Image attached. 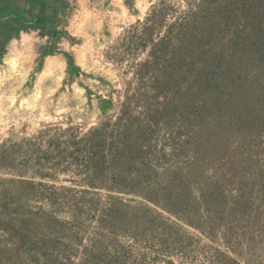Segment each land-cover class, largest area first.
Segmentation results:
<instances>
[{
    "label": "rangeland",
    "instance_id": "1",
    "mask_svg": "<svg viewBox=\"0 0 264 264\" xmlns=\"http://www.w3.org/2000/svg\"><path fill=\"white\" fill-rule=\"evenodd\" d=\"M224 1L0 0V264H264V14Z\"/></svg>",
    "mask_w": 264,
    "mask_h": 264
},
{
    "label": "trees",
    "instance_id": "2",
    "mask_svg": "<svg viewBox=\"0 0 264 264\" xmlns=\"http://www.w3.org/2000/svg\"><path fill=\"white\" fill-rule=\"evenodd\" d=\"M224 2L225 6L222 8L223 11L231 12L232 10L235 11L238 9H242L245 11L243 16L241 17L242 21L240 27L250 24L253 17L259 18V14L256 13V11H258L259 9H262V13L264 14V0H249V2L248 0H226ZM205 4L207 5V11L211 10L213 6L216 5L213 0H205ZM214 13L219 14L218 11L212 12L211 14ZM257 23L264 24V20H258ZM245 29L246 28H244V30ZM157 52L158 51L155 50V55L157 54Z\"/></svg>",
    "mask_w": 264,
    "mask_h": 264
}]
</instances>
